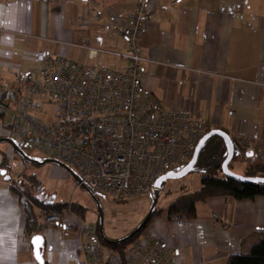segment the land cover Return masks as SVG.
<instances>
[{
	"label": "crops",
	"instance_id": "0c3cea01",
	"mask_svg": "<svg viewBox=\"0 0 264 264\" xmlns=\"http://www.w3.org/2000/svg\"><path fill=\"white\" fill-rule=\"evenodd\" d=\"M138 1L0 0V81L20 74L38 80L35 54L40 51L123 69L127 42L104 26H128ZM172 1L152 0L149 5L153 18L140 44L143 95L162 109L202 116L230 138L264 142V0H182L170 6ZM89 49L98 52L91 61ZM6 115L0 116V139L8 138L11 121L4 125ZM52 116L43 110L38 114L43 122ZM13 153L10 146L0 150V161ZM241 164L242 173L232 172L243 176L249 163ZM46 166L49 181L72 179L63 168ZM23 180L0 177V264H38L31 245L35 236L43 238L44 264H84L76 229L42 223L38 231L26 227L27 207L20 198L25 194L16 186ZM200 180H189L179 194L198 191ZM36 186L33 190L27 184L24 190L34 197L41 189L49 197L40 181ZM63 217L74 223L81 219L76 213ZM144 231L166 242L173 264H225L230 257L247 255L264 236V197L210 198L196 204L195 219L162 214Z\"/></svg>",
	"mask_w": 264,
	"mask_h": 264
},
{
	"label": "built area",
	"instance_id": "2783aa9c",
	"mask_svg": "<svg viewBox=\"0 0 264 264\" xmlns=\"http://www.w3.org/2000/svg\"><path fill=\"white\" fill-rule=\"evenodd\" d=\"M151 1H138L128 26H104L127 42L123 69L40 51L35 54L38 80L20 74L13 81H0V116L11 115L9 139L31 158L67 167L91 193L122 201L152 196L158 180L184 168L198 142L213 130L206 118L162 109L143 95L140 44L153 18ZM97 55L88 50L89 61ZM46 104L55 107L50 122L38 118ZM234 141L244 155L264 160V142L243 136ZM24 202L42 215L43 226L76 229L84 264H173L174 253L166 242L146 231L120 255L100 243L95 226L65 219L64 215L74 217L70 206L43 213L25 198Z\"/></svg>",
	"mask_w": 264,
	"mask_h": 264
},
{
	"label": "rangeland",
	"instance_id": "374dc122",
	"mask_svg": "<svg viewBox=\"0 0 264 264\" xmlns=\"http://www.w3.org/2000/svg\"><path fill=\"white\" fill-rule=\"evenodd\" d=\"M42 110L45 111L46 116L51 117L55 107L53 105L46 104L42 107ZM9 121H11L10 116L6 115L4 118V125L8 124ZM8 146L9 145L7 143H0V150H6ZM33 158L35 159V157ZM4 161L6 160L4 159ZM6 164V167H4V165L0 168V177L6 174V176L10 177L11 180L19 178L21 181L24 179L20 185H16L19 187L18 189H20V187H25L28 184L29 189L34 190L36 189V181H40L42 185L48 189L49 199L54 198L55 202L62 206L67 205L68 207L73 205L74 207L78 206L82 208L83 213L79 214V216L84 223L97 226L101 219L102 235L105 238H113L116 240L125 238V236L129 234L128 231L131 232L133 229L135 230L141 224L151 207L152 197L150 195H143L122 201L109 195H98L92 193L91 196L83 187L78 186L73 179L70 181H49V165L39 167L27 164L16 153L12 154V157L6 161ZM240 166L243 167L244 165L240 162H235L234 160L229 169L242 173L244 170L241 169ZM32 175L36 177L34 178L35 180L31 179L32 177L28 178ZM198 178V174H188L182 179L175 181L171 180L162 184L157 204L158 208H166L178 195L183 194V192L179 194V191H182L191 184L189 183V180H197ZM34 197L40 200L43 199L46 203L49 201L46 197L45 199L42 198L40 194H37ZM20 198L22 202L25 203L26 207H28V204L24 202V198L33 204L30 198L26 195H21ZM33 205L36 206L35 204ZM36 207L39 208L38 206ZM28 208L31 209V207Z\"/></svg>",
	"mask_w": 264,
	"mask_h": 264
},
{
	"label": "trees",
	"instance_id": "16d2710c",
	"mask_svg": "<svg viewBox=\"0 0 264 264\" xmlns=\"http://www.w3.org/2000/svg\"><path fill=\"white\" fill-rule=\"evenodd\" d=\"M231 140L234 146V155L231 162L229 163L228 169L234 160L235 162L240 163L247 162L249 164L246 167L245 174L243 175L244 177L264 178V160H257L252 157H246V155H244L237 149L234 138H231ZM225 158L226 147L220 138L212 137L208 141H206L199 153L197 162L192 172L190 173L198 174L199 176H201L199 190L193 193H183L179 195L164 209H159L157 205L152 216L149 218L147 225L143 228L142 231H144L148 227L150 222L156 216L162 214H166L169 218L174 216L179 219L193 220L196 218V204L210 198L230 197L237 201H251L256 197H264V185L262 184H241L232 179L225 178L221 170ZM1 166L6 167V161L3 160L0 163V168ZM229 170L232 172L231 169ZM19 190L23 194L28 196L33 204L38 206L43 211V213L48 212V210L61 211L62 209L67 207V205L62 206L50 203L49 201V203H46L43 199L40 200L36 197H31L30 194L27 193L28 191L26 192V190H24V187H20ZM39 194L42 198L45 199V193L41 189L39 191ZM70 207L71 210L76 214L83 213V209L78 206L74 207L72 205ZM34 215L35 214L33 213V211L27 207L26 227L29 229V231H38L41 228L42 219L40 221ZM37 215L41 216L42 218L41 214ZM96 229L98 233V240L100 241V243L103 246L118 252L120 255L123 254L126 245H128L139 235H136L128 242L116 245L111 242H115L117 240L114 241L108 238L102 240L101 235H99L98 225L96 226ZM133 231L134 229L129 232V234H131ZM129 234H127L125 237H127ZM225 264H264V236H262L261 240L250 248L247 255L230 257Z\"/></svg>",
	"mask_w": 264,
	"mask_h": 264
},
{
	"label": "water",
	"instance_id": "95a60500",
	"mask_svg": "<svg viewBox=\"0 0 264 264\" xmlns=\"http://www.w3.org/2000/svg\"><path fill=\"white\" fill-rule=\"evenodd\" d=\"M212 137L220 138L226 147V158H225V160L222 164V167H221L222 173L225 176V178L232 179V180H234L238 183H241V184H262V185H264V178L239 176V175L231 172L228 169L229 163L231 162L233 155H234V146H233L232 140L226 133H224L220 130H211L209 133H207L198 142V144L194 150V153L192 155L191 160L189 161V163L184 168H182L181 170H179L175 173L167 174L158 180V182L156 183V187H155L156 190L153 193V195L151 196L152 197V203H151L150 210H149L147 216L145 217V219L141 222V224L127 237H125L121 240L115 241V242H111V243H114L116 245H120L122 243L128 242L129 240L134 238L136 235L140 234V232H142L143 228L147 225L149 218L152 216L154 209L158 204L162 184H164L167 181H171V180L175 181V180L182 179V178L186 177L188 174H190L192 172L196 162H197L199 153H200L203 145L205 144L206 141H208ZM0 143H7L13 149V151L27 164H31V165H35V166H39V167L45 166L47 164H52V165H56V166L63 168L64 170H66L69 173V175L76 182V184L80 185L79 178L71 170H69L67 167L61 165L60 163H58L54 160L32 159L31 157L27 156L18 147V145L15 142H13L11 139H8V138L0 139ZM246 157L250 158L251 155H246ZM81 187H83L92 196V193L88 189H86L84 186H81ZM98 229H99V234L101 235L102 240H104L105 237L102 235V220L101 219H100V222L98 224ZM35 237H41V236H35ZM32 240H33V238H32ZM32 240H31V245H32ZM42 245H43V239H42ZM32 247H33V245H32ZM41 251H42V246L39 248V255H40L41 259L37 260L36 255L34 254V250H33L34 259L36 260V262L38 264H44Z\"/></svg>",
	"mask_w": 264,
	"mask_h": 264
},
{
	"label": "snow or ice",
	"instance_id": "6c2138e0",
	"mask_svg": "<svg viewBox=\"0 0 264 264\" xmlns=\"http://www.w3.org/2000/svg\"><path fill=\"white\" fill-rule=\"evenodd\" d=\"M249 155H251V153H249ZM42 239L43 238L41 237H33V240H32L33 250H34V254L36 255L37 260L41 259L39 255V248L42 246ZM0 259H3V258L0 257Z\"/></svg>",
	"mask_w": 264,
	"mask_h": 264
}]
</instances>
